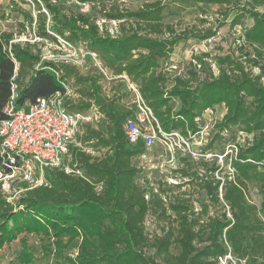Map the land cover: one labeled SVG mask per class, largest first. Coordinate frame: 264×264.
<instances>
[{
	"label": "trees",
	"instance_id": "16d2710c",
	"mask_svg": "<svg viewBox=\"0 0 264 264\" xmlns=\"http://www.w3.org/2000/svg\"><path fill=\"white\" fill-rule=\"evenodd\" d=\"M73 1L99 5L103 27L84 13H66L60 2L41 0L50 24L46 29V15L35 3L39 35L65 49L63 43L83 48L94 54L118 83L125 82V77L136 85L163 133L188 139L199 132L206 110L223 105L225 114L216 124L218 132L234 128L252 138L230 155V176L214 179V167L209 170L211 177L190 173L188 168L176 171L187 180L175 185L177 189L194 177L204 192L208 203H201L199 211L193 212L187 201L177 196L166 201L149 183L145 187L136 183L142 169L133 159L143 155L144 146L140 142L131 145L126 138V121L134 117L136 108L124 103L125 94L107 95L101 85L106 79L103 73L83 76L74 66L43 60L27 42L8 47L13 35L7 34L4 42L0 41V121L7 118L3 110L14 84L15 110L59 93L66 112L88 114L94 110L104 119L105 127L79 125L78 145L70 147L65 161L69 172L65 165L44 169L45 185L29 188L24 184L14 202L6 200L0 183V255L20 232L34 228L56 241L78 237L73 264H240L247 260L264 264V197L259 207L248 198L250 185L264 196V65L260 63L264 60V0H176L181 11L195 5L235 10L230 27L242 29L240 40L253 51L244 61L230 55L213 57L217 74L202 78L191 63L183 77L170 78L165 70L177 43L207 40L215 34L211 29L193 26L177 32L163 23L169 6L159 0ZM128 1L142 4L130 11L122 7ZM242 1L247 8L238 6ZM260 7L261 13L257 11ZM26 16L32 21L30 12ZM246 16L252 21L249 27L243 23ZM105 21L117 23L115 33H109ZM207 57L202 54L192 61L201 68ZM14 62L17 69L12 80ZM252 68L259 73L254 75ZM69 82L77 99L66 95ZM98 152L102 154H93ZM0 168L9 174L7 168ZM97 185H101L100 192L95 191ZM209 207H221L223 212L210 216ZM150 212L166 221L173 218L175 229L173 225L162 227L159 235L150 237L145 229ZM21 244V258L32 262L25 241ZM171 247L177 253H172Z\"/></svg>",
	"mask_w": 264,
	"mask_h": 264
},
{
	"label": "rangeland",
	"instance_id": "374dc122",
	"mask_svg": "<svg viewBox=\"0 0 264 264\" xmlns=\"http://www.w3.org/2000/svg\"><path fill=\"white\" fill-rule=\"evenodd\" d=\"M146 1L153 2L156 0ZM159 1L169 6L168 10L165 11L163 23L174 26L177 32L196 26L198 30L211 29L215 33L213 37L204 41L191 39L177 43L173 54L170 56V62L166 66L165 71L168 77L185 76L190 68V63L194 66V70L197 71L198 77L202 78L210 73L216 75L217 68L213 57L230 55L233 58L244 61V59L246 60L253 56L252 49L248 45H243L240 40V36L243 33L242 29L239 26L230 27V21L235 15V10L231 11L225 6L195 5L192 8L181 11L176 0ZM59 2L64 6L66 13H81L80 9L82 7L77 4H72L69 0H61ZM113 2H120V0H113ZM141 4L142 2L128 1L124 2L122 7L134 11ZM238 6L248 7L245 1H242ZM41 9H43V6H41ZM98 11L99 5L83 8V13L88 15L90 20L94 21L99 27H103V21ZM257 11L261 13L263 8H257ZM29 12L32 21L27 19L28 16L26 14ZM49 18L46 15V29L50 24ZM37 19L36 10L29 8L26 3L24 4V0H0V41L5 39V35L12 34V39L7 43L8 47L11 44L19 43L23 45L27 42L32 45V51L38 53L43 60L58 63L57 61L61 59H68L70 49H65L61 45L39 35ZM243 23L245 27H249L252 21L246 16ZM105 27L109 33L113 34L116 31L117 23L105 21ZM74 49L77 54H80L82 50V56L74 57L75 59L73 55L71 56L78 62V65L74 67L81 75L96 76L97 72L103 73L106 79L101 81V85L107 95L125 94L124 103H127L129 107L136 105V95L127 89L125 82L118 83L117 80L111 77L110 72L101 66L94 54L86 53L81 47H74ZM202 54H207L208 57L204 60L205 65L199 68L194 65L192 59ZM260 63L264 65V60H260ZM245 66L249 69L248 64L245 63ZM252 73L257 75L259 71L257 68H252ZM262 81L264 82V77ZM65 87L71 98H78L72 82H69ZM224 114L225 108L223 105L206 110L200 118L199 132L188 139H184L185 145L183 146L182 142L176 137H167L165 140L166 145L157 142L148 148L140 142L144 146V153L142 156L133 159V164L142 169L141 174L136 179L137 185L145 187L149 183L148 186L160 192L161 197L166 201L172 200L177 196L187 201L193 212L199 211L201 203H208L204 192L199 189L194 177H192L188 185L177 189L175 185H180L187 180L182 179L176 171L188 168L190 173H197V175L204 173L203 175L211 177L209 170L214 167L216 168L213 173L214 179L230 176V155L233 154L237 147L245 146L252 138L251 135H246L234 128L219 133L216 124L222 119ZM88 116L90 121L87 124H92L95 128L104 129L105 121L96 111H90ZM147 132L145 131V134H148ZM75 143L78 145L77 141ZM170 148H172L171 152ZM93 154L101 155L102 152ZM64 165L66 172H69L68 163L64 162ZM0 183L1 190L8 202H14L24 189L23 182L10 180L3 174L0 175ZM263 197V192L257 187L251 185L248 187V198L251 203L259 207ZM222 206L224 207V204ZM225 211H227L226 208ZM222 212L221 207H209L208 209L210 216L219 215ZM172 219L170 218L169 221H166L159 218L155 213L150 212L145 218V229L150 237H154V235L161 233L162 227L173 225ZM173 228L175 229V225H173ZM22 240L25 241L27 251L34 257L31 260L32 262H29L26 258H21V253L24 251V247L21 244ZM79 242L80 239L78 237H64L56 241L54 238L45 235L40 229L30 228L28 231L20 232L10 245L2 250L0 264H73L76 260ZM170 251L177 253L175 247H171ZM222 263L224 264V261ZM232 263L238 264L235 261H232ZM240 264L253 263L247 260L242 261Z\"/></svg>",
	"mask_w": 264,
	"mask_h": 264
},
{
	"label": "built area",
	"instance_id": "2783aa9c",
	"mask_svg": "<svg viewBox=\"0 0 264 264\" xmlns=\"http://www.w3.org/2000/svg\"><path fill=\"white\" fill-rule=\"evenodd\" d=\"M24 1L32 9L35 3L42 6L41 0ZM49 1L56 3L61 0ZM69 1L82 7L81 13H83V8L89 7L88 4ZM42 11L46 13L44 8ZM63 44L70 49L68 59H61L57 62L77 66L78 62L74 59L82 56V50L80 54H77L74 47ZM8 49L9 56L12 57L10 48ZM16 69L17 64L15 63L12 80L16 76ZM123 79H125L127 89L136 95L134 117L129 118L125 125L129 144L136 145L142 142L148 148L157 142L166 145L167 137H176L182 142V146L185 145L184 138L179 134H166L159 129L151 110L141 99L136 85L130 83L125 77ZM11 89V96L3 110L7 118L0 121V167L7 168L9 174H3L0 168V175L3 174L10 180L21 181L29 188L45 185L43 170L46 168L60 169L64 166V162L69 157L70 147L76 145L79 125L87 124L90 117L88 114L66 112L63 108V96L59 93L48 98H39L34 103H28L15 110L14 84H11ZM66 95L69 96L67 92ZM145 131H148V134H145ZM171 151L172 148H170ZM100 190L101 185H97L95 191L100 192ZM228 259L232 261L229 256Z\"/></svg>",
	"mask_w": 264,
	"mask_h": 264
}]
</instances>
